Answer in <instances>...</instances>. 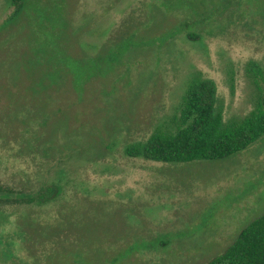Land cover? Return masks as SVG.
<instances>
[{
    "label": "rangeland",
    "instance_id": "obj_1",
    "mask_svg": "<svg viewBox=\"0 0 264 264\" xmlns=\"http://www.w3.org/2000/svg\"><path fill=\"white\" fill-rule=\"evenodd\" d=\"M14 8L0 0V264H207L264 215V136L221 159L125 154L198 78L226 121L254 109L264 0Z\"/></svg>",
    "mask_w": 264,
    "mask_h": 264
},
{
    "label": "trees",
    "instance_id": "obj_2",
    "mask_svg": "<svg viewBox=\"0 0 264 264\" xmlns=\"http://www.w3.org/2000/svg\"><path fill=\"white\" fill-rule=\"evenodd\" d=\"M10 1L15 8L9 18L14 19L27 3L35 7L52 0ZM217 90L213 79L194 80L172 125L154 131L143 142L127 146L125 154L161 162L221 159L246 149L264 136V95L260 94L254 109L246 116L226 121L223 110L217 107ZM56 184L52 182L40 189L32 199L42 202L56 197L60 192ZM207 264H264V215L245 227L224 253Z\"/></svg>",
    "mask_w": 264,
    "mask_h": 264
}]
</instances>
